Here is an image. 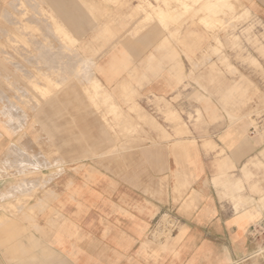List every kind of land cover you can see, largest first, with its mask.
Masks as SVG:
<instances>
[{"label": "rangeland", "instance_id": "rangeland-1", "mask_svg": "<svg viewBox=\"0 0 264 264\" xmlns=\"http://www.w3.org/2000/svg\"><path fill=\"white\" fill-rule=\"evenodd\" d=\"M259 14L255 0L2 3L0 179L10 181L0 190V264L41 262L46 245L25 237L48 238L41 216L65 173L186 195L183 179L203 154L220 161L239 131L264 115ZM159 30L182 46L187 63L170 95L145 79L164 72L151 68L161 66L155 53L162 47L149 51L147 43ZM174 73L166 75L174 81ZM155 222L152 236L170 238L172 219ZM255 228L250 239L263 242L264 230Z\"/></svg>", "mask_w": 264, "mask_h": 264}, {"label": "crops", "instance_id": "crops-1", "mask_svg": "<svg viewBox=\"0 0 264 264\" xmlns=\"http://www.w3.org/2000/svg\"><path fill=\"white\" fill-rule=\"evenodd\" d=\"M15 1L0 0V7ZM255 8L264 20V0H255ZM108 9L115 15V9ZM160 32L147 43L149 51L162 47L155 53L161 66L151 63V68L164 72L156 79L146 75L145 83L170 95L187 63L182 46ZM169 69L175 71L174 81L166 75ZM254 120L257 126L241 129L220 161L215 153L203 154L183 179L189 182L184 196L120 189L99 174L61 175L56 200L41 214L40 227L48 238L32 231L25 237L31 245H46L37 264H264V239L249 237L253 227L264 230V115ZM9 181L0 179V190ZM166 216L172 219L171 237L157 239L151 229Z\"/></svg>", "mask_w": 264, "mask_h": 264}, {"label": "bare ground", "instance_id": "bare-ground-1", "mask_svg": "<svg viewBox=\"0 0 264 264\" xmlns=\"http://www.w3.org/2000/svg\"><path fill=\"white\" fill-rule=\"evenodd\" d=\"M188 4H189V3H188ZM63 7H64V6H63ZM55 8H56V7H55ZM181 9H182V8H181ZM62 11H63V10H62ZM7 13H8V12H7ZM44 15H45V14H44ZM74 25H75V24H74ZM171 27H172V26H171ZM171 29H172V28H171ZM53 32H54V31H53ZM9 34H10V33H9ZM51 34H52V32H51ZM57 36H58V35H57ZM60 36H62V35H60ZM60 36H59V37H60ZM53 38H54V37H53ZM27 39H28V38H27ZM35 39H36V38H35ZM56 39H57V38H56ZM60 39H61V38H60ZM74 40H75V39H74ZM32 41H33V40H32ZM34 41H35V40H34ZM36 41H37V40H36ZM55 41H56V40H55ZM39 42H40V41H39ZM53 42H54V41H53ZM37 43H38V42H37ZM52 44H53V43H52ZM53 45H55V43H54ZM59 46H60V45H59ZM52 47H53V46H52ZM55 47H58V46L55 45L53 48H55ZM67 47H69V46H67ZM58 48H60V47H58ZM58 48H57V49H58ZM61 48H62V46H61ZM55 49H56V48H55ZM70 49H71V48H70ZM68 50H69V49H68ZM56 51H57V50H56ZM70 51H71V50H70ZM40 52H41V51H40ZM45 52H46V51H45ZM48 52H49V51H48ZM62 52H63V51H62ZM62 52H61V53H62ZM73 52H74V51H73ZM53 53L55 54V52H53ZM57 53H58V52H57ZM59 53H60V52H59ZM63 53H64V52H63ZM63 53H62V54H63ZM69 53H70V52H69ZM40 54H41V53H40ZM50 54H51V53H50ZM65 54H66V53H65ZM77 54H78V53H77ZM55 55H56V54H55ZM75 55H76V54H75ZM58 56H59V55H58ZM76 56H77V55H76ZM30 59H31V58H30ZM52 59H53V57H52ZM55 59H56V58H55ZM63 59H67V57L64 58V56H63ZM33 60H34V59H33ZM38 60H39V58H38ZM60 60H61V59H60ZM60 60H59V61H60ZM78 60H79V59H78ZM68 61H69V60H68ZM51 62H52V61H51ZM63 63H64V62H63ZM65 63H66V62H65ZM78 63H79V62H78ZM78 63H77V64H78ZM68 64H69V63H68ZM79 64H81V63H79ZM79 64H78V65H79ZM55 65H56V64H55ZM51 66H53V65H51ZM57 66H58V65H57ZM65 66H66V65H65ZM45 67H47V66H45ZM55 67H56V66H55ZM69 67H70V65H69ZM72 67H73V66H72ZM42 68H43V67H42ZM43 69H44V68H43ZM46 69L49 70V68H46ZM53 69H55V68H53ZM53 69H52V70H53ZM82 70H83V69H82ZM21 71H22V70H21ZM42 71H43V70H42ZM49 71H50V70H49ZM57 71H58V69H57ZM79 71H80V70H79ZM43 72H44V71H43ZM46 72H47V71H46ZM26 75H27V74H26ZM47 77H48V76H47ZM29 78H30V77H29ZM57 81H59V80H57ZM59 82H60V81H59Z\"/></svg>", "mask_w": 264, "mask_h": 264}]
</instances>
